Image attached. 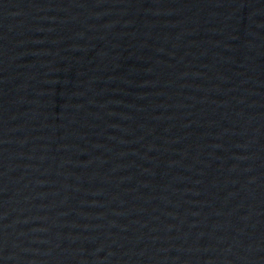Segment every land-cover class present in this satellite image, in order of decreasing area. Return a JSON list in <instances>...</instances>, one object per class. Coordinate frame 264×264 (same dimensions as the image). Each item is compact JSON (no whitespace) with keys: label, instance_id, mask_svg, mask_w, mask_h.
<instances>
[{"label":"water","instance_id":"water-1","mask_svg":"<svg viewBox=\"0 0 264 264\" xmlns=\"http://www.w3.org/2000/svg\"><path fill=\"white\" fill-rule=\"evenodd\" d=\"M0 264H264V0H0Z\"/></svg>","mask_w":264,"mask_h":264}]
</instances>
